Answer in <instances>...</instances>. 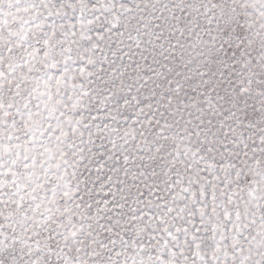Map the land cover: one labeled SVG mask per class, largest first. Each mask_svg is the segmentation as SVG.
Instances as JSON below:
<instances>
[{
    "label": "clouds",
    "instance_id": "clouds-1",
    "mask_svg": "<svg viewBox=\"0 0 264 264\" xmlns=\"http://www.w3.org/2000/svg\"><path fill=\"white\" fill-rule=\"evenodd\" d=\"M5 251L264 264V0H0Z\"/></svg>",
    "mask_w": 264,
    "mask_h": 264
},
{
    "label": "snow or ice",
    "instance_id": "snow-or-ice-1",
    "mask_svg": "<svg viewBox=\"0 0 264 264\" xmlns=\"http://www.w3.org/2000/svg\"><path fill=\"white\" fill-rule=\"evenodd\" d=\"M44 43L47 44V41H44ZM84 71H85V69L83 67H81L80 72L83 74ZM56 83L57 84L60 83L59 77H57ZM25 166H27V165H25ZM65 195H67V193H65ZM105 196H107V194H105ZM104 202L107 203V199H105ZM97 203L99 204V201H97ZM169 211H171V209H169ZM199 230H200L199 227H197L196 231L198 232ZM10 259H11V255L9 252L5 251L3 254H0V264H9Z\"/></svg>",
    "mask_w": 264,
    "mask_h": 264
}]
</instances>
